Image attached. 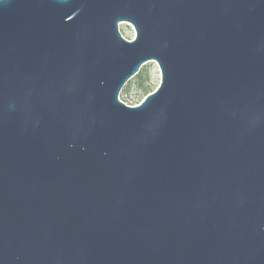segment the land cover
<instances>
[{
	"label": "water",
	"instance_id": "95a60500",
	"mask_svg": "<svg viewBox=\"0 0 264 264\" xmlns=\"http://www.w3.org/2000/svg\"><path fill=\"white\" fill-rule=\"evenodd\" d=\"M0 264H264V0H0Z\"/></svg>",
	"mask_w": 264,
	"mask_h": 264
},
{
	"label": "rangeland",
	"instance_id": "374dc122",
	"mask_svg": "<svg viewBox=\"0 0 264 264\" xmlns=\"http://www.w3.org/2000/svg\"><path fill=\"white\" fill-rule=\"evenodd\" d=\"M119 31L128 40L134 38V29L127 22L119 23ZM140 70L142 71L141 78L134 76L129 79L119 94V99L127 105L139 104L146 93L143 88L146 87L149 92H152L160 83V71L154 61L144 63Z\"/></svg>",
	"mask_w": 264,
	"mask_h": 264
},
{
	"label": "trees",
	"instance_id": "16d2710c",
	"mask_svg": "<svg viewBox=\"0 0 264 264\" xmlns=\"http://www.w3.org/2000/svg\"><path fill=\"white\" fill-rule=\"evenodd\" d=\"M140 69H141V68H140ZM141 75H142V71H141V70H139V71H138V73H137V74H135L134 76H136V77H138V78H141ZM134 76H133V77H134ZM130 79H131V78H130ZM143 90H144V92H146V93H145V95H146V94H148V93H150V92L147 90V88H146V87H145V88H143Z\"/></svg>",
	"mask_w": 264,
	"mask_h": 264
}]
</instances>
